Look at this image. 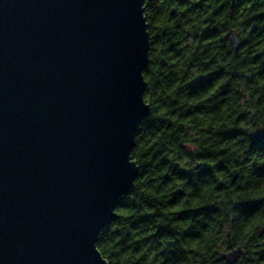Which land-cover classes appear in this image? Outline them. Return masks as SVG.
I'll use <instances>...</instances> for the list:
<instances>
[{
    "label": "water",
    "instance_id": "95a60500",
    "mask_svg": "<svg viewBox=\"0 0 264 264\" xmlns=\"http://www.w3.org/2000/svg\"><path fill=\"white\" fill-rule=\"evenodd\" d=\"M145 1L0 0V264H108L149 114Z\"/></svg>",
    "mask_w": 264,
    "mask_h": 264
},
{
    "label": "trees",
    "instance_id": "16d2710c",
    "mask_svg": "<svg viewBox=\"0 0 264 264\" xmlns=\"http://www.w3.org/2000/svg\"><path fill=\"white\" fill-rule=\"evenodd\" d=\"M139 173L96 246L108 264H264V0H146ZM234 30L238 48L230 42Z\"/></svg>",
    "mask_w": 264,
    "mask_h": 264
}]
</instances>
